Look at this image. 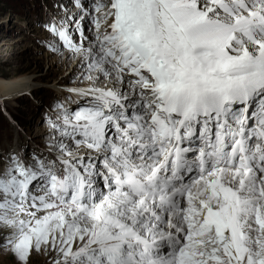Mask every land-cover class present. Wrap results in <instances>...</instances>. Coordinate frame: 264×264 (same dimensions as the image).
I'll use <instances>...</instances> for the list:
<instances>
[{
	"label": "snow or ice",
	"instance_id": "1",
	"mask_svg": "<svg viewBox=\"0 0 264 264\" xmlns=\"http://www.w3.org/2000/svg\"><path fill=\"white\" fill-rule=\"evenodd\" d=\"M87 5V6H86ZM45 133L0 153L13 264H264V0H72Z\"/></svg>",
	"mask_w": 264,
	"mask_h": 264
},
{
	"label": "rangeland",
	"instance_id": "2",
	"mask_svg": "<svg viewBox=\"0 0 264 264\" xmlns=\"http://www.w3.org/2000/svg\"><path fill=\"white\" fill-rule=\"evenodd\" d=\"M57 3L71 5L72 0H0V78L32 75L37 83L28 93L0 103L4 113L0 115V153L18 146L30 152L36 144L42 145L48 105L60 94L58 87L72 84V62H65L43 46L51 37L42 24L58 11ZM0 264H13V257L0 253ZM30 264H45V257L33 255Z\"/></svg>",
	"mask_w": 264,
	"mask_h": 264
},
{
	"label": "bare ground",
	"instance_id": "3",
	"mask_svg": "<svg viewBox=\"0 0 264 264\" xmlns=\"http://www.w3.org/2000/svg\"><path fill=\"white\" fill-rule=\"evenodd\" d=\"M51 60L53 61L54 58L52 57ZM36 84L32 75H20L12 79L0 78V103L6 102V99H12L21 93H28V91H31L32 85ZM56 90L60 92L61 87Z\"/></svg>",
	"mask_w": 264,
	"mask_h": 264
},
{
	"label": "trees",
	"instance_id": "4",
	"mask_svg": "<svg viewBox=\"0 0 264 264\" xmlns=\"http://www.w3.org/2000/svg\"><path fill=\"white\" fill-rule=\"evenodd\" d=\"M7 110L9 111V109H7ZM9 113H10V112H9ZM3 114H4V113L1 111V112H0V115L2 116ZM10 114H11V113H10Z\"/></svg>",
	"mask_w": 264,
	"mask_h": 264
}]
</instances>
